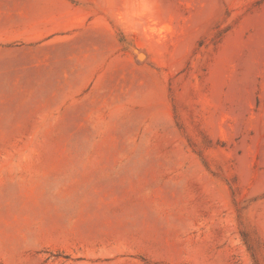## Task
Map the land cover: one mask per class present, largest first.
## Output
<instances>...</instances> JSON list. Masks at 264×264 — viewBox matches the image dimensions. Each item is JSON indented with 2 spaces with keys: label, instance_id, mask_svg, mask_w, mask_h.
I'll return each instance as SVG.
<instances>
[{
  "label": "rangeland",
  "instance_id": "rangeland-1",
  "mask_svg": "<svg viewBox=\"0 0 264 264\" xmlns=\"http://www.w3.org/2000/svg\"><path fill=\"white\" fill-rule=\"evenodd\" d=\"M31 1L0 33V264H264V0Z\"/></svg>",
  "mask_w": 264,
  "mask_h": 264
},
{
  "label": "crops",
  "instance_id": "crops-1",
  "mask_svg": "<svg viewBox=\"0 0 264 264\" xmlns=\"http://www.w3.org/2000/svg\"><path fill=\"white\" fill-rule=\"evenodd\" d=\"M31 0H0V33L8 32L10 29L11 19L16 20V23H24L26 13L30 9L29 3ZM43 0H38V11H42ZM41 3V4H40ZM34 10V7L33 9ZM48 19V8L46 10ZM22 20V21H21Z\"/></svg>",
  "mask_w": 264,
  "mask_h": 264
}]
</instances>
